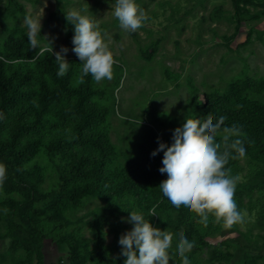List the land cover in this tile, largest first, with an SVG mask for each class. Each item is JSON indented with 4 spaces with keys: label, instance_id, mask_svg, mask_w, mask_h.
Masks as SVG:
<instances>
[{
    "label": "rangeland",
    "instance_id": "rangeland-1",
    "mask_svg": "<svg viewBox=\"0 0 264 264\" xmlns=\"http://www.w3.org/2000/svg\"><path fill=\"white\" fill-rule=\"evenodd\" d=\"M16 2L22 11L9 7L8 0H0V53L4 37L13 33L23 36L36 54L52 48L50 52L55 56L63 46L68 49L66 60L79 62L72 51L74 25L65 18L73 10L90 16L105 34L117 61L113 79L97 83L89 75L88 82L94 89L90 96L92 106L101 113L98 127L112 146L106 162L110 171L121 168L144 137L158 138L170 145L173 130L186 119L197 118L189 102L192 89L224 101L234 85L240 98H255L264 103L263 89L256 86L251 90L241 89L246 80H264L261 4H239L247 11L244 13L237 10L234 0H136L149 19L138 31L126 32L113 15L115 0H61L59 5L56 0ZM28 16L41 17L40 35L36 36L39 44L35 48L29 44L25 25ZM150 50V56L145 57L143 54ZM32 60L27 58L26 62ZM72 69L73 79L79 81L78 67ZM235 98L230 95V105ZM46 118V124L62 121L51 114ZM62 122L68 131L72 122L68 118ZM37 159L43 174L41 187L46 191L57 177L56 160L44 148L38 151ZM226 167L240 178L234 199L246 222L228 228L210 216L204 226L184 206L179 218L174 209L155 208L157 215H152L151 224L173 233L169 264H182L176 252L178 229L187 232L191 227L196 231L188 239L195 241L194 248L187 253L191 264H264V176L252 178L262 164L245 156ZM4 195L0 188V202ZM130 212L142 213L135 199L126 193L109 201L83 197L78 205H67L58 218L40 215L37 224L45 233L41 247L44 262L68 264L69 244L76 242L77 250L84 256L82 264H106L95 253L124 264L118 241L133 227L127 219ZM176 223L179 228H175ZM4 229L0 216V232ZM24 259L23 249L10 248L8 239L0 237V264H26Z\"/></svg>",
    "mask_w": 264,
    "mask_h": 264
},
{
    "label": "trees",
    "instance_id": "trees-1",
    "mask_svg": "<svg viewBox=\"0 0 264 264\" xmlns=\"http://www.w3.org/2000/svg\"><path fill=\"white\" fill-rule=\"evenodd\" d=\"M237 10L247 13L238 5H259L264 0H234ZM59 5L61 0H56ZM7 5L15 10L22 7L16 0ZM264 13V8L259 10ZM0 53V163L6 166V179L0 184L4 198L0 202V216L4 231L0 237L8 239L10 248L24 251L26 264H46L41 250L45 233L37 219L42 214L58 218L67 205H78L86 196L104 200L130 194L146 217L151 208L174 209L180 216V208L174 207L159 187L164 180L162 167L163 151L155 156L160 139L144 137L133 155L125 158L121 168L107 169L108 152L112 146L107 135L98 127L99 113L92 106L90 96L94 89L84 76L83 83L73 79V66L78 67L81 77L82 63L69 60L67 73L57 75L59 62L48 49L36 54L23 36L7 34L2 41ZM150 50L143 55L149 57ZM27 58L32 61L26 62ZM19 59V61H12ZM253 86L264 90V80L243 82L241 89ZM234 85L229 95L215 98L207 92L192 89L189 102L197 118L207 113L214 117L225 116V125L241 127L243 146L247 157L260 160L262 167L255 171L253 179L264 176V103L258 99H243ZM235 100L229 104L230 95ZM239 97V98H238ZM224 103V104H223ZM70 119V129L62 121L46 124V116ZM171 144V143H170ZM44 148L55 158L56 180L44 191L41 187L43 174L37 159L38 151ZM97 151L90 154V150ZM235 154V153H233ZM229 160V163L237 161ZM228 163V164H229ZM251 183V181H249ZM250 187V184H247ZM42 203V207L39 206ZM178 227V223L175 224ZM187 239L196 231L178 229ZM77 243L69 244L68 264H82L84 256L77 250ZM89 256H93L89 254ZM106 264H118L111 258H101Z\"/></svg>",
    "mask_w": 264,
    "mask_h": 264
},
{
    "label": "clouds",
    "instance_id": "clouds-1",
    "mask_svg": "<svg viewBox=\"0 0 264 264\" xmlns=\"http://www.w3.org/2000/svg\"><path fill=\"white\" fill-rule=\"evenodd\" d=\"M113 15L126 32L138 31L149 19L136 0H115ZM65 18L74 25L72 51L82 63L80 82L83 83L87 75L97 83L113 79V66L117 61L98 23L76 10L65 14ZM25 25L29 44L35 48L39 44L36 36L40 35L41 17L28 16ZM67 51L62 46L55 53L59 62L57 75L60 77L69 69L65 58ZM225 120V116L216 118L211 113L203 119H186L182 126L173 130V142L170 145L159 142L151 155L163 151V166L159 171L167 173V179L159 187L174 207L184 206L195 213L199 217L198 222L204 226H207L211 216L216 223L222 222L225 227L231 228L246 221L245 214L238 209L234 199L240 178L233 176L231 168L226 166L230 159H243L246 149L240 138L244 135L241 127L236 124L226 126ZM5 179L6 166L0 163V184ZM148 215H157L155 208ZM127 219L133 227L118 241L120 255L125 257L124 264H169L173 233L154 227L139 212H130ZM177 235L176 252L182 264H191L187 253L194 248L195 241H189L182 231Z\"/></svg>",
    "mask_w": 264,
    "mask_h": 264
}]
</instances>
